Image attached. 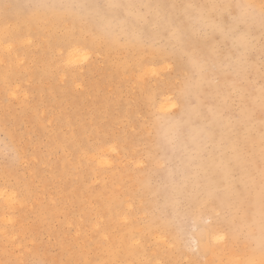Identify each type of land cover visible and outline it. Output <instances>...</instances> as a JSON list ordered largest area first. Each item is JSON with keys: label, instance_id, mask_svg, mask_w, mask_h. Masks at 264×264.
Masks as SVG:
<instances>
[{"label": "clouds", "instance_id": "obj_1", "mask_svg": "<svg viewBox=\"0 0 264 264\" xmlns=\"http://www.w3.org/2000/svg\"><path fill=\"white\" fill-rule=\"evenodd\" d=\"M46 7L98 46L171 66L142 98L138 190L161 221L183 231L190 251L223 229L264 245V0H50Z\"/></svg>", "mask_w": 264, "mask_h": 264}, {"label": "bare ground", "instance_id": "obj_2", "mask_svg": "<svg viewBox=\"0 0 264 264\" xmlns=\"http://www.w3.org/2000/svg\"><path fill=\"white\" fill-rule=\"evenodd\" d=\"M48 3L50 0H0V131L5 132L7 139L4 146L12 152L9 164L0 167V264H23L28 257L39 256L35 244L32 251L22 249L18 256L8 253L5 246L10 244L17 248L16 238L21 242H35L43 234L56 237L51 227L55 220L64 221L60 222L63 231L58 230V237L62 234L66 240L79 242L77 249L62 254L67 263L109 264L117 258H124L125 264H143L142 261L150 256L145 246L132 245L150 234V224L140 225L136 220L138 210L134 208L135 195H139L138 209L144 204L142 199L145 197L136 189L142 171L128 173L127 178L121 180L125 172L118 166H122L125 158L132 159L134 153L139 164L144 162V138L126 133L115 137L109 124L106 126L107 122L96 119L95 114L101 108L109 122L120 119L114 116V110L118 114L122 111L125 117L132 119L126 106L120 107V97L108 100L104 95H98L86 104L84 91L75 93L72 88L100 71L99 62L93 60L99 55L104 56L105 71L118 79V88L123 82L133 80L140 83L144 94L150 90L148 79L160 74L167 64L157 67L136 53L102 49L92 41L86 29L49 11ZM36 37L39 38L37 44L34 42ZM82 70L85 72L81 73ZM64 78L65 86H58ZM108 81L107 76L100 79V83ZM98 88L90 83L89 93H98ZM30 94L38 96L40 103L35 104V99L30 102ZM84 111L88 113L87 118ZM21 126H24L23 130ZM103 127L101 135L99 130ZM141 131L145 134V128ZM31 134L40 141L33 142ZM133 145L137 149L135 152ZM27 147L31 148V153L26 152ZM27 158L31 162L46 159L47 169L25 167ZM44 171L50 175L54 173L52 180ZM36 178L42 181L41 190L35 183ZM74 178L83 182L100 180V184L90 191L77 186L72 181ZM58 179L66 182L57 184L55 180ZM112 181L124 185L125 196L112 191ZM45 191H52L47 201ZM127 196L123 202L121 199ZM123 203L131 212L121 214L120 218L126 223L119 230L115 220ZM92 204L94 207L89 208ZM71 205L77 207V214L67 213ZM148 206L147 211H155L149 202ZM92 208L103 218L99 225L92 221ZM69 216L78 218L72 237L64 231V226L71 223ZM30 217L32 222L29 224ZM85 226L91 232L84 231ZM225 236L224 229L207 234L211 240H221L223 250L227 252L231 248ZM207 237L201 243L203 258L213 249ZM88 242L102 245L98 253H94V262L85 251ZM255 252L253 258H264V245L255 247ZM153 253L152 260L159 262V251L153 248ZM238 262L243 264L240 260ZM211 263L209 260L207 264ZM38 264L49 263L41 260Z\"/></svg>", "mask_w": 264, "mask_h": 264}, {"label": "rangeland", "instance_id": "obj_3", "mask_svg": "<svg viewBox=\"0 0 264 264\" xmlns=\"http://www.w3.org/2000/svg\"><path fill=\"white\" fill-rule=\"evenodd\" d=\"M39 41V38L36 37L34 40L35 44L36 42ZM38 45H35L37 47ZM40 46L37 48L39 49ZM103 49V47H102ZM119 57V56H118ZM95 61H98L100 71L94 73L91 75V77H88V79H84L82 82H77L76 86H73L72 90L75 93H80L81 90L84 91L85 95V101L84 103L88 104L89 102H92L98 95H104L108 100H115L117 97H120V107L126 106V109L128 112H130L129 117L132 119H128L127 117L124 116V113L122 111L119 112V115L116 110H114V116L119 117L117 122H109L107 120L105 112L103 108L99 109V112L96 115V119L101 120L103 122H107L106 126L109 124V128L112 132V134L115 137L121 136L122 134L126 133L129 136H139L141 139L145 137L144 132H142V128H145L144 122L142 120V113H143V106L142 102L140 99L143 98L144 93L141 91V85L137 81L133 80H128L126 82H123L122 86L118 88V79L112 78L106 71H105V64L103 63L104 56L99 55L97 58L93 59ZM170 65H166L163 71L161 73H168L170 69ZM84 73L85 71L82 70ZM103 71V75H100V73ZM102 76H107L109 77V81L106 83H100V79ZM158 75H152L150 79H148V88L152 89L155 87L160 86L162 83H164V79L160 78L157 79ZM92 83L98 88V93L96 94H90L89 93V84ZM66 84L65 78L62 81L58 82V86L64 87ZM99 84V85H98ZM34 97V98H33ZM35 99V104L40 103L38 96L35 94L29 95V100L30 102ZM124 102V103H123ZM128 107V108H127ZM133 112V113H132ZM84 117L87 118V112L84 111ZM119 115V116H117ZM87 120V119H86ZM99 123V122H98ZM104 125V124H103ZM21 129H24V126H21ZM98 131V128H97ZM101 135L104 133V127L102 130H99ZM142 136V137H141ZM30 137L32 138L33 142H38L40 140L36 139L35 134H31ZM5 138V139H4ZM7 142V139L5 137V132L3 130L0 131V154H3L5 157L8 156L7 159H0V167L5 166L9 164V159L12 157V152L11 150L7 149L4 144ZM27 146V145H25ZM31 147V146H30ZM30 147H27L25 150L28 153H31L32 150ZM6 148V149H5ZM5 149V150H4ZM133 152H135L136 146L133 145ZM8 150V151H7ZM9 154V155H8ZM135 154V153H134ZM134 154L132 159L130 158H125L123 161L122 166H118L119 170H124L125 173H122L121 180L129 173H134V172H141L143 171V166L144 162L137 161L134 158ZM143 156V154H142ZM31 158V156H29ZM36 159V158H35ZM9 160V161H8ZM45 161L46 159L42 160H33L31 162V159H26L24 162L25 167H33V166H39L42 169H47L45 166ZM138 162L137 164L135 162ZM6 163V164H3ZM23 167V166H22ZM20 167V169H22ZM45 176H49L52 180L53 174H48L47 171H44ZM125 178L124 182L126 184L127 179ZM77 186H81L84 188H87L90 191L95 190L98 185L100 184L99 181H94V180H89L88 182H83L81 180H78L77 178H74L72 180ZM117 181V180H116ZM116 181H112V191L116 192L118 195L120 194L121 196H125V192L123 189V184H119ZM57 184H64L66 181L65 180H55ZM36 185L39 187L41 190L42 186V181L36 178L35 181ZM137 191L139 188H136ZM52 191H45L47 194L45 196V201L49 200V195H51ZM139 195H135L134 203L137 211V216L136 220L140 225L143 224H150V234L146 235L142 239H139L132 243L134 246H145L146 248V253L147 255H150L147 259L143 260V264H196L195 262L199 263H208L210 260L211 264H241L240 262L237 263L238 260L242 261L243 264H246V262L249 260V258H253L256 254L255 252V247L250 244L243 236H240L228 229L226 230V240L227 244H229L231 250L225 252L222 247V241L221 240H211L207 237V235L203 236L199 242V245L195 251H190L188 249V246L186 245L185 242V236L183 235V231L176 225H169L166 223H163L161 219L159 218L158 214L156 211H147L149 209L148 207V201L143 198L142 201L144 204L141 205L142 208L138 209L139 201L137 200ZM128 199L127 197H124L121 199L123 202H125ZM90 207H94V204L90 205ZM93 210L91 211V216H92V221L97 222L98 225L103 221L102 216H99L100 213L95 210V208H92ZM145 209V211H144ZM73 213L77 214L78 209L75 205L69 206V211L67 213ZM127 212H131V210L126 207V204L123 203L122 208H120L118 214L116 215V220L115 224L119 230L120 228H123L125 226V223L121 218V214L127 215ZM71 223H67L64 226V231L69 235V237H72L74 235L75 229L77 228V222L78 218L77 216H69ZM29 224L32 222V218L30 217L28 219ZM60 222H64L61 220ZM59 220H55L52 222L53 224L51 227L53 228V233L56 235L48 236L46 234H43L40 238H37L35 242H21L20 238H16V243L15 245L17 248L11 247L10 244H7L5 246L6 251L8 253L13 254L14 256H18L21 254L22 249L23 251H32L34 244L38 247V253L39 256L32 255L27 258L25 261L27 264L28 262L30 264H38L41 260H44L45 262L49 264H72L73 262L67 263L66 258L63 255L67 254L68 250L71 249H77L76 246H79V242L76 241H69L66 240L65 237L61 234L60 237H58L57 233L58 230L63 231V228L61 227L62 224H60ZM141 230V228H139ZM84 231L86 232H91L87 226L83 228ZM93 236H95V233H93ZM157 237H160V240H157ZM207 237L208 243L213 247L211 253L207 255L205 258L202 257L201 255V243L202 241ZM205 241V240H204ZM91 242V240H90ZM90 242L87 243L88 248H85V251L89 253V257L91 258L92 262L95 261V254L98 253L101 244L95 245L91 244ZM6 243V242H4ZM153 248H156L157 251H159V255L161 256V259L159 262L153 261L152 257H155L153 253ZM158 253V252H155ZM256 259V258H254ZM40 260V261H39ZM258 260V259H257ZM23 264H26V263ZM126 260L124 258H117L114 261L109 262V264H125ZM17 264V263H16ZM22 264V263H21ZM135 264V263H134Z\"/></svg>", "mask_w": 264, "mask_h": 264}]
</instances>
